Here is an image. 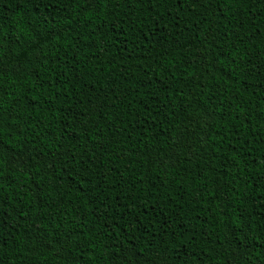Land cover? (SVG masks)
Here are the masks:
<instances>
[{
    "label": "trees",
    "instance_id": "obj_1",
    "mask_svg": "<svg viewBox=\"0 0 264 264\" xmlns=\"http://www.w3.org/2000/svg\"><path fill=\"white\" fill-rule=\"evenodd\" d=\"M0 219V264H264V0H0Z\"/></svg>",
    "mask_w": 264,
    "mask_h": 264
},
{
    "label": "snow or ice",
    "instance_id": "obj_2",
    "mask_svg": "<svg viewBox=\"0 0 264 264\" xmlns=\"http://www.w3.org/2000/svg\"><path fill=\"white\" fill-rule=\"evenodd\" d=\"M25 2L32 3L35 8H39L40 5L44 3V0H25ZM179 2L182 4L183 3V0H179ZM208 2L210 4L215 5V4H217L219 2V0H208ZM41 191H43V189H41ZM141 211H143V208H141ZM124 214L131 215L130 209L124 208ZM4 226H5V221L2 220V219H0V228H2ZM2 243H3V241L0 240V244H2ZM233 264H236V262L233 261Z\"/></svg>",
    "mask_w": 264,
    "mask_h": 264
}]
</instances>
